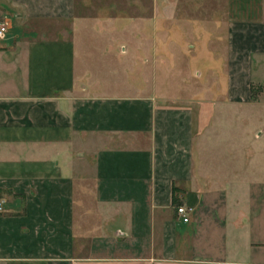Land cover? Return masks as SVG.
<instances>
[{"label": "crops", "instance_id": "1", "mask_svg": "<svg viewBox=\"0 0 264 264\" xmlns=\"http://www.w3.org/2000/svg\"><path fill=\"white\" fill-rule=\"evenodd\" d=\"M0 21V264H264V0Z\"/></svg>", "mask_w": 264, "mask_h": 264}, {"label": "built area", "instance_id": "2", "mask_svg": "<svg viewBox=\"0 0 264 264\" xmlns=\"http://www.w3.org/2000/svg\"><path fill=\"white\" fill-rule=\"evenodd\" d=\"M8 31V27L6 25V23L0 21V38H3ZM3 209V202H0V211H2ZM177 213L179 215V217L184 221V222H188L189 221V210L187 209V207L180 205L177 207Z\"/></svg>", "mask_w": 264, "mask_h": 264}, {"label": "rangeland", "instance_id": "3", "mask_svg": "<svg viewBox=\"0 0 264 264\" xmlns=\"http://www.w3.org/2000/svg\"><path fill=\"white\" fill-rule=\"evenodd\" d=\"M204 68V67H203Z\"/></svg>", "mask_w": 264, "mask_h": 264}]
</instances>
